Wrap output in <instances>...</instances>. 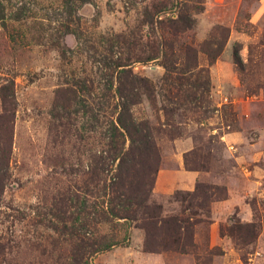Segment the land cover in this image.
Segmentation results:
<instances>
[{
    "label": "rangeland",
    "instance_id": "374dc122",
    "mask_svg": "<svg viewBox=\"0 0 264 264\" xmlns=\"http://www.w3.org/2000/svg\"><path fill=\"white\" fill-rule=\"evenodd\" d=\"M2 86L0 264H264V0H0ZM121 103L156 230L105 213Z\"/></svg>",
    "mask_w": 264,
    "mask_h": 264
},
{
    "label": "trees",
    "instance_id": "16d2710c",
    "mask_svg": "<svg viewBox=\"0 0 264 264\" xmlns=\"http://www.w3.org/2000/svg\"><path fill=\"white\" fill-rule=\"evenodd\" d=\"M233 58L234 62L238 61V56L235 51ZM6 90V86L0 88L2 111L0 114V193L8 178L7 165L10 156V131L14 110L12 93L9 96H4L3 92ZM111 126L115 135L112 132L110 141H118L119 138L122 141V145L127 141V147L126 149H123V147L115 149V151L117 150L115 152L117 164L113 181L107 187L108 204L110 206L105 209V213L112 218L124 221H134L138 217L141 218L144 216L149 220L148 228L156 230V227L152 225V220L156 217L155 207L147 209L146 205H144L147 199L148 189L152 182L150 177L155 172L154 162L156 152L154 143L150 138V131L145 123H134L129 109L124 103L118 106L115 121ZM197 188L199 186L195 190ZM174 197L180 202L184 201L183 196L180 194H176ZM144 209H147V211H144ZM166 224H168V229L175 236L178 233L175 221L171 220L168 223L166 222ZM144 231L146 233L145 243L147 247V243H151V240L158 235L153 231H147L145 228ZM229 235L231 236V234ZM175 242H177V239L173 238L172 243ZM147 249L149 250V248Z\"/></svg>",
    "mask_w": 264,
    "mask_h": 264
}]
</instances>
